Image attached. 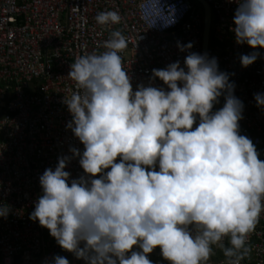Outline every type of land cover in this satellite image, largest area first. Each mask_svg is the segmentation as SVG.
I'll return each instance as SVG.
<instances>
[{
	"label": "clouds",
	"instance_id": "9594fccd",
	"mask_svg": "<svg viewBox=\"0 0 264 264\" xmlns=\"http://www.w3.org/2000/svg\"><path fill=\"white\" fill-rule=\"evenodd\" d=\"M235 3V42L264 48V0ZM95 19L114 25L121 15L108 10ZM127 47L113 30L105 51L70 64L77 90L64 98L66 127L83 150L70 147L39 176L42 193L29 218L85 264H153L148 254L157 247L170 264H205L213 245L227 264H240L264 212V160L240 134L244 104L235 83L216 57L177 41L188 51L183 66L153 68L149 84L134 90L120 55ZM259 55L241 54L240 63ZM157 78L163 86H153ZM254 99L264 107V93ZM73 158L83 170L78 178L65 170ZM8 211L0 205V216ZM47 264L69 260L57 254Z\"/></svg>",
	"mask_w": 264,
	"mask_h": 264
},
{
	"label": "built area",
	"instance_id": "2783aa9c",
	"mask_svg": "<svg viewBox=\"0 0 264 264\" xmlns=\"http://www.w3.org/2000/svg\"><path fill=\"white\" fill-rule=\"evenodd\" d=\"M212 18L207 54L216 57L220 71L230 74L234 95L244 104L240 134L249 137L264 153V107L255 93H264V48L237 44L233 16L235 0H204ZM197 0H0V264H47L61 255L69 264H85L63 250L48 229L31 220L34 201L41 195L39 176L57 164L58 156L71 155L70 147L83 145L66 127L71 114L64 103L76 91L67 75L79 55L105 51L113 30L126 37L120 55L133 89L149 84L151 70L183 60L188 51L201 53L203 9ZM116 10L119 24L101 25L96 15ZM211 22V21H210ZM181 44L192 43L188 51ZM258 51L249 66L241 54ZM153 86H163L158 78ZM224 103L220 97L219 108ZM195 127V124H194ZM264 160V156L258 157ZM72 178L83 170L78 158L67 164ZM228 245V239L224 240ZM250 249L240 264H264V212L247 240ZM205 264H227L216 245ZM135 250V246H134ZM148 258L153 264H170L159 247Z\"/></svg>",
	"mask_w": 264,
	"mask_h": 264
},
{
	"label": "water",
	"instance_id": "95a60500",
	"mask_svg": "<svg viewBox=\"0 0 264 264\" xmlns=\"http://www.w3.org/2000/svg\"><path fill=\"white\" fill-rule=\"evenodd\" d=\"M197 1L200 3L203 9L202 50H201V54H203V53H207L211 12L208 4L204 0H197ZM218 108H219V103L214 105V110ZM259 156H264V153L259 154Z\"/></svg>",
	"mask_w": 264,
	"mask_h": 264
},
{
	"label": "rangeland",
	"instance_id": "374dc122",
	"mask_svg": "<svg viewBox=\"0 0 264 264\" xmlns=\"http://www.w3.org/2000/svg\"><path fill=\"white\" fill-rule=\"evenodd\" d=\"M198 4H199V3H198ZM199 5H200V4H199ZM200 7H201V5H200ZM201 8H202V7H201ZM212 18H213V14H211V22H210V23H211V26H212V24H213V23H212Z\"/></svg>",
	"mask_w": 264,
	"mask_h": 264
}]
</instances>
